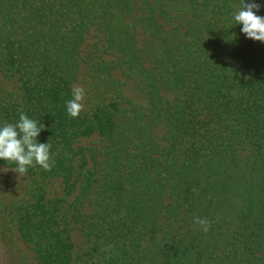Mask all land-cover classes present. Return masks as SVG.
Returning a JSON list of instances; mask_svg holds the SVG:
<instances>
[{"label": "trees", "instance_id": "trees-1", "mask_svg": "<svg viewBox=\"0 0 264 264\" xmlns=\"http://www.w3.org/2000/svg\"><path fill=\"white\" fill-rule=\"evenodd\" d=\"M242 3L0 0V125L42 123L54 161L0 178V249L59 246L15 264H264V44Z\"/></svg>", "mask_w": 264, "mask_h": 264}, {"label": "clouds", "instance_id": "clouds-1", "mask_svg": "<svg viewBox=\"0 0 264 264\" xmlns=\"http://www.w3.org/2000/svg\"><path fill=\"white\" fill-rule=\"evenodd\" d=\"M261 6L257 3H245L243 0L241 8L234 14L235 24H242L241 32L247 38L264 42V16L256 12ZM255 10V11H254ZM71 99L66 103L67 114L77 118L84 110L85 91L83 86L73 84ZM45 126L34 119H30L23 112L20 113L16 123H4L0 125V159L6 163H14L15 167L10 170L21 176L27 172L29 166L39 165L44 170H51L52 161L50 155L51 145L38 142L37 137ZM2 171H9V167ZM193 223L202 231L207 232L210 221L200 217H194Z\"/></svg>", "mask_w": 264, "mask_h": 264}, {"label": "rangeland", "instance_id": "rangeland-1", "mask_svg": "<svg viewBox=\"0 0 264 264\" xmlns=\"http://www.w3.org/2000/svg\"><path fill=\"white\" fill-rule=\"evenodd\" d=\"M264 44V42H262ZM128 94L133 95L136 99L140 100V94L131 86L128 85V87H125ZM0 178L7 179L5 183L9 182V186L11 188H16L19 186L20 182H24V178L22 176H18V173H15L10 170L5 172L2 171L3 166H0ZM8 189V188H7ZM11 190V189H8ZM9 243V242H8ZM12 246V247H11ZM8 246L7 244H2V247L0 249V261L3 264H15V262L19 259H21V256L24 254L27 256L29 260H33V262L36 263V258L42 257L45 259L46 257H49L51 255V252L59 250L58 244H51L48 248H42L35 254L33 248H28L24 243L17 241L16 244L13 243V245ZM23 255V256H24Z\"/></svg>", "mask_w": 264, "mask_h": 264}]
</instances>
